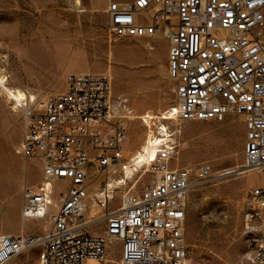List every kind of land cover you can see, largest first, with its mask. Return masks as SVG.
<instances>
[{
	"label": "built area",
	"instance_id": "obj_1",
	"mask_svg": "<svg viewBox=\"0 0 264 264\" xmlns=\"http://www.w3.org/2000/svg\"><path fill=\"white\" fill-rule=\"evenodd\" d=\"M105 13L113 38L167 39V75L179 103L174 119L241 117L242 171L262 179L244 200L247 258L241 264H264V0H111ZM2 48L0 41V87L7 76ZM110 88L104 74H68L62 92H47L24 106L17 152L41 162L42 178L22 188L20 218L25 223L46 217L48 223L36 236L0 233V264L34 246L44 264H88L116 244L118 264H186L187 194L215 176L207 163L173 167L175 146L165 129L148 136L151 180L139 192H124L117 207L85 217L89 169L120 164L127 141L124 115L111 108ZM55 181L65 187L53 200ZM112 187L98 192L95 206L105 207Z\"/></svg>",
	"mask_w": 264,
	"mask_h": 264
},
{
	"label": "rangeland",
	"instance_id": "obj_2",
	"mask_svg": "<svg viewBox=\"0 0 264 264\" xmlns=\"http://www.w3.org/2000/svg\"><path fill=\"white\" fill-rule=\"evenodd\" d=\"M110 1L0 0V41L7 75L0 87V233L18 235L24 231L36 236L48 223L46 217L25 223L20 218L22 188L40 183L42 165L37 158H23L17 152L25 105L16 104L7 91L19 89L33 96L30 104L47 92H62L68 74L100 73L110 81L111 108L124 115L127 141L120 164L89 169L85 217H97L105 209L117 207L124 192H139L151 180L148 157L138 165L133 158L146 151L151 133L165 129L168 143L175 146L173 167L195 168L207 163L215 176L194 185L187 194L186 264H241L246 249L245 196L262 183L255 171H242L241 117L233 113L220 122L174 119L167 39L162 35L113 38L105 13ZM127 57L132 60L127 62ZM126 166L130 170L127 175ZM110 183L112 192L105 207L95 206L98 192ZM64 187L59 181L52 182L53 200ZM102 228L100 223L98 231ZM38 258L39 248L34 246L9 264H39ZM118 262L116 244L96 264Z\"/></svg>",
	"mask_w": 264,
	"mask_h": 264
},
{
	"label": "bare ground",
	"instance_id": "obj_3",
	"mask_svg": "<svg viewBox=\"0 0 264 264\" xmlns=\"http://www.w3.org/2000/svg\"><path fill=\"white\" fill-rule=\"evenodd\" d=\"M125 59H126L127 62H129V60H132L130 57H127ZM0 83H1V78H0ZM7 92H8L9 97L12 98L15 101V103L18 104V105L24 106V105H26V104L29 103L28 101L33 100V96H29V95H27L26 93L22 92L19 89L18 90L17 89L16 90L15 89L14 90L10 89ZM14 108L15 107L13 106L12 109H14ZM175 112H179V103H176ZM146 148H145L146 151H144V153H138L133 158V161H134L135 164H137V165L140 164L141 162H143L144 160H146L147 157H148V161L151 160L152 155H153V148L150 145H148V147H146ZM124 171H125V173L127 175V173L130 170L126 166V167H124ZM243 258H247V250H245V252L243 254ZM38 263L39 264H44V262H43V255H39ZM88 264H96V262L90 260V261H88Z\"/></svg>",
	"mask_w": 264,
	"mask_h": 264
},
{
	"label": "crops",
	"instance_id": "obj_4",
	"mask_svg": "<svg viewBox=\"0 0 264 264\" xmlns=\"http://www.w3.org/2000/svg\"><path fill=\"white\" fill-rule=\"evenodd\" d=\"M165 55L167 56V47L165 48Z\"/></svg>",
	"mask_w": 264,
	"mask_h": 264
}]
</instances>
